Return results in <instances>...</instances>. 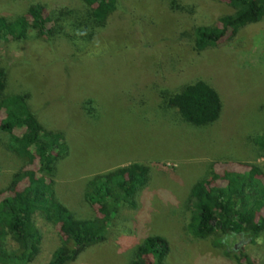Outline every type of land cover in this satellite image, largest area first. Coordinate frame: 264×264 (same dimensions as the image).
Returning <instances> with one entry per match:
<instances>
[{
  "label": "rangeland",
  "instance_id": "obj_1",
  "mask_svg": "<svg viewBox=\"0 0 264 264\" xmlns=\"http://www.w3.org/2000/svg\"><path fill=\"white\" fill-rule=\"evenodd\" d=\"M36 3L57 16L83 7L81 0H0V15L13 19ZM231 10L224 0H119L83 51L31 32L0 43L6 73L0 95L27 93L39 123L64 137L66 150L51 179L58 200L76 217L95 215L83 195L90 177L131 162L149 167L136 206L119 205L104 240L68 264H130L147 236L168 243L154 264H244V257L264 264V230L251 239L199 238L187 229L189 190L213 165L264 170L253 144L264 132V20L200 51L192 43L195 26L213 25ZM196 80L208 83L222 103L218 119L204 126L186 122L167 103ZM7 139L0 131V190L26 166L6 148ZM33 221L42 242L30 264H47L59 239L39 213ZM5 244L15 247L9 238Z\"/></svg>",
  "mask_w": 264,
  "mask_h": 264
},
{
  "label": "trees",
  "instance_id": "obj_2",
  "mask_svg": "<svg viewBox=\"0 0 264 264\" xmlns=\"http://www.w3.org/2000/svg\"><path fill=\"white\" fill-rule=\"evenodd\" d=\"M80 9L60 11L57 16L43 4L30 5L13 19L0 15V43L33 37L64 40L83 51L102 30L119 0H81ZM232 9L213 25L192 29V43L200 51L220 44L239 29L264 20V0H224ZM6 73L0 68V93ZM27 93L0 95V131L8 135L6 148L26 160L0 190V264H30L37 256L42 233L33 221L40 216L56 230L59 244L47 264H68L92 244L104 240L108 225L119 205L136 206V193L148 180L149 167L131 162L90 177L84 199L94 210L92 218H78L57 198L51 174L66 150L61 132L44 128L28 105ZM167 103L181 118L196 126L218 119L222 103L205 81L196 80L170 95ZM264 158V132L253 138ZM188 231L205 238L215 233L256 238L264 230V170L254 164L245 169L228 165L195 181L189 190ZM14 244L8 249L5 240ZM224 244V243H223ZM169 247L162 236H147L137 247L130 264H154ZM244 264H253L244 257Z\"/></svg>",
  "mask_w": 264,
  "mask_h": 264
}]
</instances>
